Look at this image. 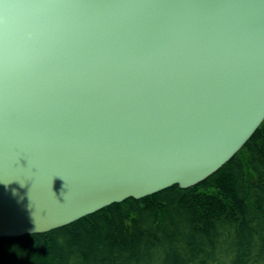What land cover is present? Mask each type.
Returning a JSON list of instances; mask_svg holds the SVG:
<instances>
[{"label":"water","instance_id":"95a60500","mask_svg":"<svg viewBox=\"0 0 264 264\" xmlns=\"http://www.w3.org/2000/svg\"><path fill=\"white\" fill-rule=\"evenodd\" d=\"M264 120V0H0V238L201 183Z\"/></svg>","mask_w":264,"mask_h":264},{"label":"trees","instance_id":"16d2710c","mask_svg":"<svg viewBox=\"0 0 264 264\" xmlns=\"http://www.w3.org/2000/svg\"><path fill=\"white\" fill-rule=\"evenodd\" d=\"M0 264H264V120L196 186L127 199L48 233L0 238Z\"/></svg>","mask_w":264,"mask_h":264},{"label":"bare ground","instance_id":"6f19581e","mask_svg":"<svg viewBox=\"0 0 264 264\" xmlns=\"http://www.w3.org/2000/svg\"><path fill=\"white\" fill-rule=\"evenodd\" d=\"M223 167V166H222Z\"/></svg>","mask_w":264,"mask_h":264}]
</instances>
